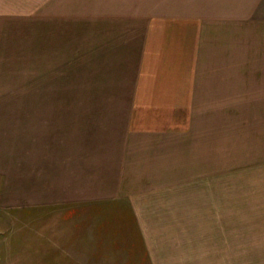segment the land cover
I'll list each match as a JSON object with an SVG mask.
<instances>
[{
    "label": "rangeland",
    "instance_id": "1",
    "mask_svg": "<svg viewBox=\"0 0 264 264\" xmlns=\"http://www.w3.org/2000/svg\"><path fill=\"white\" fill-rule=\"evenodd\" d=\"M74 4L83 10L76 24L68 19L67 26L53 25L50 36L41 25L20 27L13 45L3 48L0 264H264V89L254 87V75H226L239 81L227 82L224 105L102 106L124 103L153 82L131 79L125 67L134 71L140 55L105 39L145 32L135 17L156 10L138 15L116 0H67V8ZM219 6L214 1L196 15L207 17L206 26H188L196 49L203 50L197 65L218 64L210 55L222 46L218 34L225 18L228 26L239 25V49L264 37L261 17L237 10L234 22L232 12ZM249 6L244 1L243 9ZM96 12L112 18L113 27H91ZM233 38L228 28V49ZM146 55L142 68L149 76L159 71L162 56ZM11 71L13 86L6 81ZM92 121L114 123L117 130L179 131L184 145L178 164L158 171L152 189L126 195L122 204L77 203L74 193L59 189L57 170L50 168L56 161L45 166L61 151L60 127L90 128ZM44 139L53 146L43 153Z\"/></svg>",
    "mask_w": 264,
    "mask_h": 264
},
{
    "label": "crops",
    "instance_id": "2",
    "mask_svg": "<svg viewBox=\"0 0 264 264\" xmlns=\"http://www.w3.org/2000/svg\"><path fill=\"white\" fill-rule=\"evenodd\" d=\"M116 1L122 4L123 10H129L131 7L136 8L139 10L138 15L148 10H156L154 13L149 12L147 15L135 17L140 19V26L145 27V32L112 35L105 39L107 42H114L116 48H126L124 49L126 52L137 57L140 55L138 63H133L136 65L134 71L133 68L125 67L126 71L124 72L131 73V79L153 82L143 83L141 87L137 88L141 89V93H135L130 99L123 100L124 103L111 101L103 103L101 101L102 106L154 104L160 107L179 109L180 107L191 108L205 104L224 105L226 103L224 99L228 95L227 82L229 80L232 83L239 81L235 77L227 79L226 75H254V87L258 86V88L264 89V37L251 41L248 49H239L236 43L237 39L239 40L237 34L239 25L231 23L228 26L227 18H225L221 20V29L218 34L222 46L220 45V49L210 55L219 59L218 64L197 65L196 59L201 57L199 54L203 50L196 49L195 39H192L188 33V26L195 24L200 27L206 26L207 17L200 20L202 18L196 15L210 9L211 3L214 1L220 3L219 9L221 7L222 10L228 9L232 12L230 15H234V22L239 20L234 13L237 10H243L261 17V19L258 17L261 22H258V26H262L264 0ZM244 1L250 2L248 9H243ZM118 5L119 3H117ZM82 11V8H79L77 4L67 8V0H0V99L5 66L3 48H10L17 40L18 29L29 25H41L47 28L46 34L50 36V31L52 33L56 31L53 25L67 26L68 19L74 20L72 24H76L75 21L78 22L77 18ZM84 11L88 10L84 9ZM35 19H41L42 24L36 23ZM127 24L129 25V22L124 26ZM90 25L91 27H104V25L113 27L114 23L112 18L99 17L96 12L91 14ZM182 26L181 31L180 27ZM163 27L166 31L163 30ZM175 27L177 28L173 29ZM228 28L234 29V38L229 40V42L233 40L234 45L229 44V49L226 45ZM5 42L7 43L5 44ZM116 51L120 52L119 49ZM104 52L106 53L105 50ZM146 54L162 56L157 64L161 66L159 71L149 76L143 73V65L146 66L147 62ZM5 57L7 58V54ZM245 59L250 60L244 63ZM239 61L241 64H235ZM145 69L147 71V68ZM205 73L209 74L207 78L203 77ZM12 74L11 71L10 80H6L10 86H13ZM210 75L215 76L211 77ZM229 90L231 94H236L234 89ZM151 95H153V101L148 99ZM209 100H214V103H210ZM164 118H166L164 120L170 121L175 119L172 116ZM1 122L0 116V130ZM91 123L90 128H79L76 125L75 128L69 127L62 130L60 127L57 148L61 151L57 158H48L46 166L44 164L45 167H48V161L51 163L56 161L57 164H51L50 168L55 169L54 173L57 170L59 189L62 192L74 193L77 203L90 204L94 207L100 204H122V202L128 201V199L124 200L126 195L132 196L135 193H143L152 189L156 185L158 171L164 170V173L171 171L174 164H178L179 148L184 145V142L180 141L179 131H143L125 126L117 130L114 123L101 122L99 124L97 121ZM0 133L2 134V130ZM67 133L75 135L73 138L67 139L71 137L65 136ZM42 143H44L43 153L49 151L53 146H51L50 140L44 139ZM45 161L46 159H44ZM45 167L43 172H46L47 168ZM134 186H139V189H135ZM39 200L45 201L44 199Z\"/></svg>",
    "mask_w": 264,
    "mask_h": 264
}]
</instances>
